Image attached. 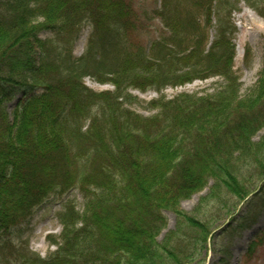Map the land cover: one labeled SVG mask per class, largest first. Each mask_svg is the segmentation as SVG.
Listing matches in <instances>:
<instances>
[{
  "label": "trees",
  "instance_id": "obj_1",
  "mask_svg": "<svg viewBox=\"0 0 264 264\" xmlns=\"http://www.w3.org/2000/svg\"><path fill=\"white\" fill-rule=\"evenodd\" d=\"M241 2L264 20V0H161L162 32L145 49L130 37L137 20L126 0H0L1 264L193 262L214 218L196 217L201 208L227 211L228 199L244 202L264 180V135L254 141L264 128V66L244 97L234 70L232 15ZM83 26L90 33L75 57ZM84 78L113 90L94 92ZM210 78L224 81L212 94L163 95ZM6 87L41 93L11 122ZM130 91L158 95L144 107L152 116L130 109L139 102ZM210 182L194 215L179 209ZM71 190L83 209L75 199L62 204L54 251L40 257L11 239L37 207ZM168 211L178 226L159 243ZM263 240L264 230L246 256Z\"/></svg>",
  "mask_w": 264,
  "mask_h": 264
},
{
  "label": "rangeland",
  "instance_id": "obj_2",
  "mask_svg": "<svg viewBox=\"0 0 264 264\" xmlns=\"http://www.w3.org/2000/svg\"><path fill=\"white\" fill-rule=\"evenodd\" d=\"M130 9V17L137 20L134 23L137 27L130 31L131 39L138 41L139 45L148 49L153 40L158 38L162 27L156 11L160 9L161 0H126ZM232 23L236 28L234 36L235 58L234 70L238 73L241 86L240 95L244 97L254 86L258 72L264 65V20L259 18L244 3H239L238 9L232 15ZM90 33L89 26H83L72 47V54L75 57L82 55L87 38ZM214 31L210 32L213 35ZM50 37L49 32H41L37 38L44 40ZM237 46L240 50L237 53ZM249 47L251 57L248 63L243 58L244 50ZM37 54V50L35 51ZM85 87L94 92L112 91L110 85H100L92 78H84ZM224 81L221 78H210L205 81H194L182 87H168L163 91L167 99H172L177 94H212L217 91ZM139 99L135 105L130 107L134 112L150 117L153 113L144 110L146 104L158 97L153 91L140 93L130 91ZM41 93V90L30 91L23 88L6 87L3 95L2 107L9 119L13 121V111L21 107L31 97ZM264 135V128L254 136V141ZM211 182L201 191L192 195L189 199L180 201L179 209L183 212L194 215L201 199L209 194ZM263 189V191H262ZM252 193L242 203L228 199V210L218 211V207H203L196 217H214L210 226L211 232L203 248L199 247L194 253L191 264H264V240L251 257L246 256L249 244L258 238L264 230V180L255 181L251 187ZM260 191H262L260 193ZM255 195H257L255 197ZM75 199L77 209L82 211L83 205L80 195L76 190L67 192L63 197H51L36 208L32 217L27 223L21 224L14 229L11 239L15 243L27 244L30 251L40 257H46L56 248L51 245V237H57L61 232L57 214L62 210V204L68 200ZM236 206V207H235ZM167 224L165 229L157 237V241L163 242L170 231L176 230L178 226L177 217L172 212H165ZM186 227V226H184ZM187 233L190 227L184 228ZM191 241L183 238L182 244L186 245ZM1 264V262H0Z\"/></svg>",
  "mask_w": 264,
  "mask_h": 264
},
{
  "label": "bare ground",
  "instance_id": "obj_3",
  "mask_svg": "<svg viewBox=\"0 0 264 264\" xmlns=\"http://www.w3.org/2000/svg\"><path fill=\"white\" fill-rule=\"evenodd\" d=\"M236 50H237V53H238V52H239V50H240L239 46H237V49H236Z\"/></svg>",
  "mask_w": 264,
  "mask_h": 264
}]
</instances>
